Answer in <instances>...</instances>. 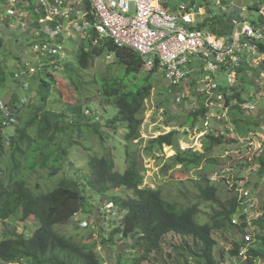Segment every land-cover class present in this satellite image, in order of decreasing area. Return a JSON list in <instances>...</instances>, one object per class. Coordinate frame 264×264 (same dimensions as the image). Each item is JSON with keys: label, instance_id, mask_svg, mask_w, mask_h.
<instances>
[{"label": "trees", "instance_id": "16d2710c", "mask_svg": "<svg viewBox=\"0 0 264 264\" xmlns=\"http://www.w3.org/2000/svg\"><path fill=\"white\" fill-rule=\"evenodd\" d=\"M191 5H196V1ZM227 5V1L223 2L224 7H228ZM210 10L214 11L213 8ZM250 10L258 11L256 6H252ZM42 17H45V13L35 17L32 14L25 23H37L36 26L41 28L39 19ZM238 18L240 16L236 10L231 14L222 12L209 20L206 27L213 34L221 36L229 32L231 22ZM92 21H95L93 15ZM58 23L63 24L64 19L58 18L50 25L56 28ZM30 31L38 34L39 37L35 34L32 36L39 38L37 46L42 48L48 46L50 38H53L43 30ZM65 35L58 36V49L66 42ZM46 38L48 39L45 40ZM96 38L97 34L92 30V39H86L79 45V49L64 55V60L57 48H53L55 53L34 49L36 54L42 56L40 64H45L43 71L46 78L40 79L38 85L30 84L29 81L27 104L20 97H14L9 107L11 117L7 118L2 113L3 123L0 129L14 127V134L7 141L2 135L0 137V264H105V259L97 254V242L87 237L92 232H87V235L63 234L56 229L57 226H64L75 220L77 215L89 212L88 201L92 199V193L101 197L102 201H107L111 209L108 217L120 215L118 227L110 234L101 229L102 242L116 243L125 240L129 245V248L119 253L117 264H123L122 255L126 250L130 252L128 264H240L243 263V258L239 254L246 247H249V251L244 258L245 264L264 262V251L252 246L264 237V202L260 208L262 217L254 222L259 232L254 234L248 228V214L243 211L249 200H240L238 192L232 191L239 185L234 186L231 196L222 202L218 187L212 184L210 176L202 169L195 183V203L188 205L168 201L160 190L144 186L145 175L136 158L140 149L134 147H138V143L142 141L143 112L154 90L150 78L158 69L147 71L145 61L139 53L127 47H119L109 38L95 44ZM104 52L114 57L116 74L111 77L96 75L93 81H88L85 77L87 71ZM21 63L20 61L15 67L0 61L1 82L11 80L16 83L21 79L26 80L17 78L18 67L25 73H30V69L35 71L34 67L24 70L25 66ZM41 71L42 69L39 70ZM245 71L251 70L245 67L240 70L239 78L243 82ZM55 72L59 79L66 76L68 80H72V88L78 90L81 98L85 97L87 101L63 106V94L56 87L59 79L54 75ZM144 77V83L140 86V80ZM93 90L97 91L96 95L100 97L102 105L110 106L111 111L101 114L94 112V106L89 103ZM234 99L239 102L235 110L240 113L231 116L239 133L243 131L241 123L251 124L253 118L248 111L241 109L240 104L247 100L237 91ZM231 101L232 99L228 104ZM161 106L167 108L168 104ZM208 112L209 109L204 108L191 113L190 118L196 121L200 117H207ZM239 114L246 119H241ZM109 131L115 135L122 134L123 146L115 142ZM250 133H253L250 129L245 132L248 136ZM176 134L173 131L155 138L148 150L179 146ZM224 136L209 135L202 151H182L179 147L164 170L177 166L187 171L199 170L208 161L217 164L219 161L216 158H209L216 146L231 140ZM136 141L139 142L135 143ZM120 146L124 149L125 162L129 160L124 173L118 171L116 164ZM76 148H82L87 158L72 166L71 152ZM257 160L254 158L250 166H254ZM256 166L259 168V179L252 192H256L260 182H264V156ZM39 172L48 173V178L43 180L51 182L52 187L43 186L40 182L35 187L31 186L33 177ZM231 178L233 182L242 179L237 175ZM248 185L246 183L245 186ZM203 205L219 207L217 213L209 215L206 223L200 222ZM87 220L89 227H80L78 230L88 231L92 228V217H87ZM23 222L26 224L23 229L30 231V234L18 230V224L22 225ZM36 224L34 231L31 227ZM251 233L254 241L248 243L246 237ZM217 234L224 235L229 243V250L220 251V260L215 253L219 243ZM168 237L182 241V252L166 253ZM177 249L179 250V246ZM186 251L199 259L195 263L180 260L179 257L184 256ZM173 254L178 257L173 258Z\"/></svg>", "mask_w": 264, "mask_h": 264}, {"label": "rangeland", "instance_id": "374dc122", "mask_svg": "<svg viewBox=\"0 0 264 264\" xmlns=\"http://www.w3.org/2000/svg\"><path fill=\"white\" fill-rule=\"evenodd\" d=\"M193 1H196V5L198 6V8L211 7L217 13H220L222 11L216 4L217 0H160V6L170 12H176L183 3L191 4ZM258 1H261L264 4V0H229L227 2L228 7H226L227 13L231 14L234 10H236V13L239 15L242 8L244 7L247 9V11L244 12V17L248 18L253 23H257L261 17V14L256 10H250V8L252 6H256ZM2 2L4 3L5 0H0V4ZM31 3L32 4L30 6L26 7V14L29 13V17H32V14L33 17L37 16L38 14L42 16L44 12L39 13V11H41V7L37 5V1L33 0ZM26 5H28L27 2ZM7 7L8 6H6V4L0 6V43L2 42V44H0V61H3V63L6 62L8 63V65L12 64V66L15 67L20 64L21 61V64L25 66L24 70H28L31 67H34V72L25 73L23 77L31 81L30 84L38 85L40 79L46 78V73L43 71L45 64H40V62L42 61V56H39L34 51L35 47L39 45L38 43L40 42L39 38L36 39V37H33L32 35L35 34L38 36V34L31 32L30 30L38 29L39 27L36 26L37 23L29 24L27 22L22 25V22L24 21L12 19V17L9 16L6 17L3 11H5V8ZM15 9H18V7H16ZM66 27L67 28L63 29L61 33L66 34V42L60 49L57 48L56 44V40L58 37H49L51 41L48 42V47L52 49H58L62 59L64 55L66 56L74 49H79V45H82L86 41V39L82 38L80 34H78V32L71 26L66 25ZM47 39L48 38H46L45 40ZM109 55V53L104 52L101 56L95 59L91 69L87 71V74L85 75L88 81H93L94 76L96 75H99L100 77H111L113 76V74H116V70H114V57L110 55L111 58L109 59ZM41 69L42 71L39 72V70ZM20 70L22 69H19L18 67L16 73H21ZM57 72H55L54 75L57 77V79H59V75ZM62 76L63 74L61 73L60 77ZM243 76L245 77L244 82L239 77L237 79L236 91L241 94L242 98L246 99L247 102L250 103V105H253L255 108L254 110H250V112H248L252 116L253 122H251V124L241 123V127L245 132L250 129L253 133H258V131L260 132V130H262V126L264 125V79L261 78V71L259 72V69H255L254 71L252 70L250 72L245 71ZM144 80L145 77L143 78V80H140V86L143 85ZM150 80L154 85V90L152 92L151 98L146 102V108L143 112L144 124L141 129L142 141H136L135 143L139 142L138 147H134V149H140L138 154H136V158L145 175L144 186L160 190L168 201L185 205L193 204L195 203L194 197L197 194L195 183L199 179L198 175L200 171L203 169L205 174L211 176L216 170L227 167L223 172H221L220 175H217L216 180H211L212 184L218 187V195L221 201L225 202L226 199L231 196L232 181L229 180V178H231L233 175H237L239 176V178L244 179L245 183L249 184L247 188L250 189L248 190V192H250V197L254 198L253 196H255L258 201L263 204L264 182H260L258 189L255 190L256 192L252 196L254 185H256L259 179V176L257 175L259 168H257L256 165L259 159L264 156V147L261 143L262 139L258 135L255 136L253 145L249 142L251 136L248 137V135H246L243 131H240L239 133L236 132L235 134L226 133L224 137H229L231 140L226 141L223 145L216 146L213 151V155L209 158H216L219 161L217 164L212 162L209 163L208 161L205 162L202 165L203 167H201L199 170L187 171L181 166L164 170L166 163L171 157L176 155L179 147H181L182 151L183 147L186 150L196 149L202 151L209 134L215 136L223 135L220 133L222 127L218 126V124H216L212 118L213 114L217 115L221 113H219L220 109L217 106H213V113L209 114V120H207V117H201L196 121H193L192 118H190L191 113L201 111L205 108V98H202L200 101H198L199 97L197 95H191L189 97H184L183 100H179L175 95L178 89L174 88L165 79L160 71L154 74L150 78ZM1 81L2 80H0V127L3 123L2 107H6L7 105L8 107H11L14 97H20V100L23 101V103L27 104L26 99L28 97V91L25 89L24 84L21 82L22 79L19 80L20 82L16 83L11 80L7 83H3ZM72 85V80H68L66 76L58 80L56 87L59 88L61 90V93L63 94V106L71 105L72 103L76 105L77 103H84L87 101L85 97L81 98L82 95L80 94V92L78 90H75L74 87L72 88ZM70 87L71 89H69ZM96 92L97 91L95 90L92 91V96L89 100V103L94 106V112L101 114L105 111H111L112 109L110 106L106 107L102 105L103 103L101 102L100 97L96 95ZM165 103L168 104V107L162 108L161 104ZM235 109H237V106H232L233 112L230 113L231 115L240 113ZM242 113L245 112L242 111ZM239 117H241V119H246L242 114H239ZM195 127L202 129H198V135L195 136V138H190V133L186 134L183 132L184 128L191 129ZM173 131L177 132L176 139L179 142V146H165L163 147V149L159 150L155 148L152 151L148 150L151 147V142L155 138L169 134ZM110 132L111 131H109V133ZM13 134L14 127H7L3 130L0 129V137L2 135L4 137V140L6 141L9 136ZM111 135L116 143L123 146L121 133L115 135L113 132H111ZM121 146L118 148L119 153L116 154V164L118 171L124 173L126 167L129 166V160L125 162L124 149ZM85 158H87V154L85 153V151L82 148H76L71 152V165L73 166V163L77 165V163H80V161H83ZM254 158H257L258 160L255 162L254 166H250ZM236 163L238 164V166H236ZM234 164L236 168L233 167ZM229 167L232 168L228 170ZM68 170L70 169L68 168ZM47 178V172H39L33 177L34 180L31 183V186L35 187L37 183L40 182L43 186L50 187L51 182L43 180ZM91 196L92 199L88 201L90 204L89 212H85L83 213V215L80 214V216L77 215L75 217V220L71 221L67 225L57 226L56 229L63 234L82 233L87 235V232H92V234L87 235V237L89 240L97 242V254L101 258L105 259V264H117L119 253H121L124 249L129 248V245L125 240H119L116 243L102 242L103 235L101 234V229L103 228L107 230V234H110V232L118 227L120 215H113L108 217L111 209L107 201H102L101 197L96 194L94 195L93 193ZM201 208L203 211L200 219L201 223H206L207 221H209V215H213L219 211V207L217 205H203ZM104 211H106V214ZM86 216L89 218L90 216L92 217V228L88 231L78 230L80 227H89ZM259 216L260 214L256 215L257 218ZM1 225L2 223L0 222V232L2 229ZM24 225H26L25 222H23L22 225L18 224V230L22 233L24 232L26 234H30V231L23 229ZM32 226L33 227L31 228H34L33 230L35 231L37 228V224ZM258 232L259 229H256L253 233L256 234ZM222 234L216 235V238L219 240V243L215 249L218 260H220L221 250H229L228 238H226ZM167 241L168 242L165 246L166 253L171 251L175 253L177 251L182 252V241L179 238L168 237ZM261 243H264V237L261 238V241H258L252 246H255V249L257 250L264 251V244ZM177 246H179V250L177 249ZM188 251H186L184 256L179 257L180 260L185 262L186 259L189 262L195 263L199 258L191 255ZM129 253L130 252L127 250L123 253V264L129 263ZM177 257V255L173 254V258ZM244 261L245 259H243V263L240 264H245ZM147 264H149V262ZM262 264H264V262Z\"/></svg>", "mask_w": 264, "mask_h": 264}, {"label": "built area", "instance_id": "2783aa9c", "mask_svg": "<svg viewBox=\"0 0 264 264\" xmlns=\"http://www.w3.org/2000/svg\"><path fill=\"white\" fill-rule=\"evenodd\" d=\"M32 1L5 0L0 6L6 4L8 7L3 11L6 17L22 20L24 25L29 19V13L26 14L25 11L26 7L30 6ZM34 1H37V5L41 7L39 13L44 12L45 17L39 19L41 28L33 30L46 31L55 38L67 28L66 25H69L84 39H92V30H94L97 34L95 44L109 38L119 47L132 49L143 57L147 70L157 68L164 74L166 80L178 89L175 95L179 100L191 95H197L199 101L205 98V108L209 109V114L213 113L212 107L217 106L221 114H213L212 118L218 126L222 127L220 133L223 135L237 132L229 115L231 106L227 103L232 99V105L238 104V100L234 97L240 70L243 67L251 71L259 69L261 78L264 79V51H262L264 48V4L261 1H258L256 5L261 14L257 23L244 17L247 9L243 7L239 13L240 18L234 19L229 32L221 36L213 34L206 24L222 12H227L223 2L229 0H217L216 4L222 10L220 13L211 11L210 7L198 8L197 5L188 3H183L176 12H170L160 6V0ZM16 7L18 9H15ZM92 15L95 21H92ZM58 18L64 19V23H58L56 28H53L50 23H54ZM221 30H223L222 27ZM35 49L55 53L53 49L49 50L48 46L43 48L36 46ZM108 58L111 57L108 56ZM249 105L250 103H243L242 110H254L255 107ZM2 111L5 117H11L8 106L2 107ZM209 114L207 120L210 119ZM198 129L197 127L184 128L183 132L190 133L189 137L195 138L198 135ZM260 132L250 133L248 136H251L250 144L254 145V138L258 135L264 147V125ZM183 150L186 151L184 147ZM223 171L214 172L210 177L211 180H216L217 175ZM229 180L232 181L231 190L239 185L232 190L234 193L238 192L239 199L249 200L243 211L248 214L249 230L255 232L254 222L258 221L263 214L260 211L261 203L253 196L255 192H252L254 198L250 197L248 192L250 189L245 186L244 179L238 182H233V178ZM257 214H260L258 218ZM252 235V233L247 235L248 243L253 241ZM248 251L249 247L242 249L240 258L244 259Z\"/></svg>", "mask_w": 264, "mask_h": 264}, {"label": "clouds", "instance_id": "9594fccd", "mask_svg": "<svg viewBox=\"0 0 264 264\" xmlns=\"http://www.w3.org/2000/svg\"><path fill=\"white\" fill-rule=\"evenodd\" d=\"M145 68H146V67H145ZM146 70H147V69H146ZM30 71L33 72V69H30ZM147 71H149V70H147ZM151 71H152V70H151ZM158 71H159V70H158ZM22 72H23V71H21V73H18V74H17V75H19V76H17V78H19V77H20V78H24L23 75L25 74V72H24V73H22ZM160 72H161V71H160ZM161 73H162V72H161ZM162 74H163V73H162ZM163 76H164V74H163ZM164 77H165V76H164ZM165 79H166V78H165ZM22 82L25 83V84H24L25 89H26L27 91H29V80H27V79H26V80L22 79ZM235 91H236V89H235ZM183 99H184V98H183ZM183 99H182V100H183ZM236 100H237V99H236ZM198 101H199V100H198ZM231 102H232V101H231ZM245 103H248V102H245ZM227 104H228V103H227ZM238 104H239V102H238ZM238 104H236V105H232V104L230 103V106H231V107H230V112H229L230 117H233V116H231V114H230V113H231V110H232V106H237ZM241 105H242V103L240 104V107H241ZM241 109H242V108H241ZM244 111H246V110H244ZM248 112H250V111H248ZM208 114H209V113H208ZM200 118H201V117H200ZM202 118H206V117H202ZM232 121H233V118H232ZM197 128H198V127H197ZM186 134H187V133H186ZM209 135H211V134H209ZM218 136H219V135H218ZM183 151H184V150H183ZM210 177H211V176H210ZM210 179H211V178H210ZM262 263H263V261L260 262V264H262ZM234 264H235V263H234Z\"/></svg>", "mask_w": 264, "mask_h": 264}]
</instances>
